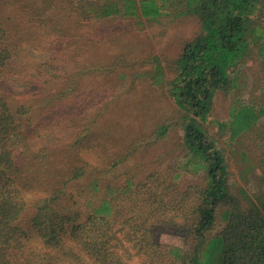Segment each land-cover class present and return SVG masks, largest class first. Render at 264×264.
Wrapping results in <instances>:
<instances>
[{
    "label": "trees",
    "instance_id": "trees-1",
    "mask_svg": "<svg viewBox=\"0 0 264 264\" xmlns=\"http://www.w3.org/2000/svg\"><path fill=\"white\" fill-rule=\"evenodd\" d=\"M261 1L93 0L96 18H158L172 9L199 21L167 90L183 112L188 165L203 174L185 189L173 183L172 193L156 173L146 183L133 175L117 181L113 169L132 150L100 144L80 151L94 135L73 134L76 106L68 108L66 97H76L78 80L27 58L26 39L34 27L47 29L45 20L32 17L36 9L26 1L16 4L24 21L0 13V264H264V191L251 194L231 181L226 152L207 127L216 94L234 92L243 58L264 43L253 21ZM259 50L264 56V45ZM58 80L62 86L50 90ZM231 115V138L261 117L252 105ZM168 129L160 125L156 136ZM163 234L176 241L163 242Z\"/></svg>",
    "mask_w": 264,
    "mask_h": 264
},
{
    "label": "rangeland",
    "instance_id": "rangeland-1",
    "mask_svg": "<svg viewBox=\"0 0 264 264\" xmlns=\"http://www.w3.org/2000/svg\"><path fill=\"white\" fill-rule=\"evenodd\" d=\"M18 1L33 5L36 15L32 17L47 24V29L34 27L26 39L32 48L27 57L30 65L48 62L50 69L56 68L65 79L68 75L74 82L78 80L76 97L71 95L66 100L72 104L68 106L71 110L76 106L70 114L78 118L74 136L94 135L91 143L80 147L82 153L100 144L114 153L132 150L113 169L120 183L128 175L146 183V177L156 173L168 180L172 193L173 183L185 189L199 180L203 172L188 165L183 148V112L167 90L185 43L200 32L196 16L178 15L177 10L170 9L158 18H96L91 10L93 0H0L5 20L27 19L16 6ZM253 21L255 27L264 30V0L255 8ZM263 45L258 40L243 58L239 86L234 92L216 94L207 125L226 152L231 181L245 186L251 194L264 191V56L259 50ZM34 80L45 79L37 76ZM63 82L58 80L50 90ZM31 84L34 88L38 85ZM241 105H252L261 117L253 128L231 138L232 109ZM162 124L169 129L165 136L158 137L156 130ZM86 125H90V132ZM71 134L68 131L64 141L70 140ZM178 173L181 176L176 177ZM161 239L166 243L176 241L170 234H163Z\"/></svg>",
    "mask_w": 264,
    "mask_h": 264
}]
</instances>
